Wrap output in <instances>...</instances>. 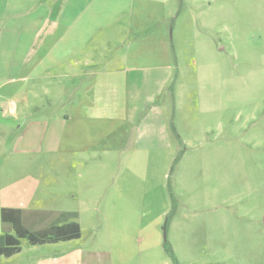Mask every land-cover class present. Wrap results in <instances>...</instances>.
I'll return each mask as SVG.
<instances>
[{
  "label": "rangeland",
  "instance_id": "374dc122",
  "mask_svg": "<svg viewBox=\"0 0 264 264\" xmlns=\"http://www.w3.org/2000/svg\"><path fill=\"white\" fill-rule=\"evenodd\" d=\"M32 1L0 0V26L5 27L0 47L13 41L8 32L17 25L25 32L20 56L34 24L28 12L34 7L40 13L45 6ZM47 4L60 5L58 0ZM98 4L87 0L84 7L88 11ZM16 6L28 12L13 23L3 15ZM221 6L217 0L210 8L181 7L170 31L173 72L162 100L174 110L177 151L156 158V165L149 158L126 179L123 173L134 158L111 153L106 145L82 155L12 150L13 144L21 149L26 142L28 120L52 125L64 113L58 70L51 78L39 76L34 86L28 66L22 68L26 74L14 84L26 92L21 105L31 109L19 120L0 118V203L40 214L78 212L83 230L79 239L60 247H34L22 239V253L9 260L37 263L62 249L68 264H83L93 251L97 264H173L167 241L178 264H264V0H221ZM115 45L106 55L94 56L86 45H69L68 53L101 66L107 62L102 56L119 54L122 48ZM159 46L154 39L133 42L131 52L154 53ZM92 67L85 66V72ZM5 71L0 79L7 82L10 72ZM32 85L36 92L27 91ZM113 176L118 182L146 183L137 196L140 204L134 198L132 205L111 206Z\"/></svg>",
  "mask_w": 264,
  "mask_h": 264
},
{
  "label": "crops",
  "instance_id": "0c3cea01",
  "mask_svg": "<svg viewBox=\"0 0 264 264\" xmlns=\"http://www.w3.org/2000/svg\"><path fill=\"white\" fill-rule=\"evenodd\" d=\"M47 1H32L45 4L40 13H37L34 7L28 12L27 9H21L22 6H16L17 8L3 15L14 23L26 10L28 18L30 17L34 24L30 27L31 36L22 56L20 43L21 35L25 32L20 33L17 25H11L13 29L9 32L4 29L11 34L13 41L0 47V65H4L1 67L6 69L5 72H10L7 82L0 79V118L19 120L24 117L23 111L26 108L31 109L29 104L21 105L20 99L26 92L14 84L20 79L17 76L26 74L22 69L26 65L29 69L28 75L33 77L34 86H38L37 82L41 80L38 79L39 76L51 78V74H56L51 72L58 70L62 78L59 81V94L65 100L62 103L64 113L63 117L52 122V125L50 122L28 120L26 142L21 149L19 145L13 144L12 150L27 154L46 151L78 155L98 147L103 149V145H106L111 153L134 158V161L131 159L129 169H125L123 173L124 179L134 171H141L142 162L147 164L149 158H155L153 164L156 165L159 162L156 158L171 156L174 150L177 151L176 147L174 149L175 136L171 131L172 124L177 132L173 121L174 110L162 102L173 72V56L168 46L171 27L177 25V15L182 11L181 7L183 9L187 5L196 10L205 5L210 8L217 0H99L98 6L89 8L88 11V7H84L87 0H58L60 5L56 9L48 5ZM72 3L75 6H72ZM218 5L221 9V0H218ZM2 28L5 27L0 26V36ZM153 39L160 45L156 52H131L133 42L137 45L147 44ZM114 44L122 49L115 56H102V60L107 62L101 66L88 63L83 56H69L68 53L69 45H86L89 50H93L94 56L99 53L106 55ZM5 46L11 48L6 49ZM99 46H102V49ZM75 50L77 52L76 48ZM51 51L53 54H49ZM85 66L93 67L85 72ZM33 85L27 89L28 92H36L37 89ZM23 137L22 140L25 139ZM18 139L19 136L17 141ZM112 180V190L108 192L111 206L132 205L134 198L140 204L137 196H142L143 190L146 191V183L118 182L115 176ZM155 185L149 190L154 189ZM3 207L22 210L23 223L34 230L73 221L79 224V237L30 244L34 247H60L63 243L79 239L82 235L83 226L78 212L65 214L68 211L62 209L54 210L53 214L41 215L32 209L4 206L2 203L0 234L3 233ZM114 210L113 208L110 213ZM70 215H75V219H65L67 216L71 217ZM21 240L18 252L10 256L0 255V264H20L17 259H9L22 253ZM66 257V251L60 249L55 251L52 257L47 254L39 262L30 261L28 264H68ZM86 259H82L83 264H97L94 251L89 252Z\"/></svg>",
  "mask_w": 264,
  "mask_h": 264
},
{
  "label": "trees",
  "instance_id": "16d2710c",
  "mask_svg": "<svg viewBox=\"0 0 264 264\" xmlns=\"http://www.w3.org/2000/svg\"><path fill=\"white\" fill-rule=\"evenodd\" d=\"M171 131L176 138L179 137L172 124ZM179 157L180 154H177L174 161L178 160ZM55 213L57 212H54V214ZM42 214L44 213H41V215ZM1 219L3 223V233L0 234V255L4 254L10 256L18 252L20 250V239H26L29 244L35 245L77 238L80 233L79 224L74 221L60 226L53 225L43 230L31 229L23 223L22 210L19 208L3 207L1 209ZM164 248L171 257L173 264H178L173 250L167 241L164 242Z\"/></svg>",
  "mask_w": 264,
  "mask_h": 264
}]
</instances>
